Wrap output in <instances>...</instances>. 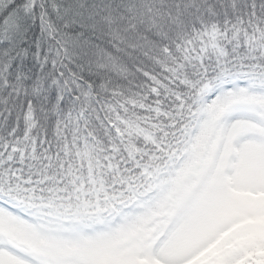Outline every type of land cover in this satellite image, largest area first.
I'll list each match as a JSON object with an SVG mask.
<instances>
[{"label": "snow or ice", "instance_id": "1", "mask_svg": "<svg viewBox=\"0 0 264 264\" xmlns=\"http://www.w3.org/2000/svg\"><path fill=\"white\" fill-rule=\"evenodd\" d=\"M0 264H264V0H0Z\"/></svg>", "mask_w": 264, "mask_h": 264}]
</instances>
